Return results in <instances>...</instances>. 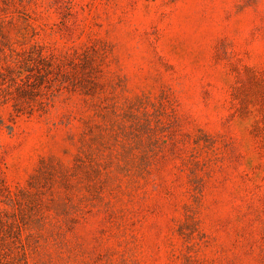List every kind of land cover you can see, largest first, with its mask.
<instances>
[{"label": "rangeland", "instance_id": "374dc122", "mask_svg": "<svg viewBox=\"0 0 264 264\" xmlns=\"http://www.w3.org/2000/svg\"><path fill=\"white\" fill-rule=\"evenodd\" d=\"M0 264H264V0H0Z\"/></svg>", "mask_w": 264, "mask_h": 264}]
</instances>
